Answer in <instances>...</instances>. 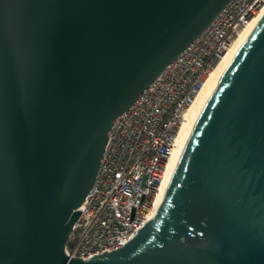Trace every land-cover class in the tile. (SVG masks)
Wrapping results in <instances>:
<instances>
[{
	"label": "water",
	"instance_id": "1",
	"mask_svg": "<svg viewBox=\"0 0 264 264\" xmlns=\"http://www.w3.org/2000/svg\"><path fill=\"white\" fill-rule=\"evenodd\" d=\"M232 0H0V264H264V16L122 248L66 247L115 120Z\"/></svg>",
	"mask_w": 264,
	"mask_h": 264
},
{
	"label": "built area",
	"instance_id": "2",
	"mask_svg": "<svg viewBox=\"0 0 264 264\" xmlns=\"http://www.w3.org/2000/svg\"><path fill=\"white\" fill-rule=\"evenodd\" d=\"M264 0H232L114 122L66 254L88 259L124 247L151 218L188 109Z\"/></svg>",
	"mask_w": 264,
	"mask_h": 264
},
{
	"label": "bare ground",
	"instance_id": "3",
	"mask_svg": "<svg viewBox=\"0 0 264 264\" xmlns=\"http://www.w3.org/2000/svg\"><path fill=\"white\" fill-rule=\"evenodd\" d=\"M264 16V10L260 12L256 16V18L253 20V22L250 24L249 27H247L245 30L241 31L239 35L237 36L232 49L230 51V54L223 59L219 64L216 65V67L213 69L211 72L210 76L207 78L201 92L197 96L196 100L194 103L191 105V107L188 109L185 115L184 123L181 127L177 145L175 148V151L173 155L171 156L168 164H167V169L166 173L163 179L162 186L160 188L156 204L154 207V210L156 207L159 205V203L162 201L163 195L165 194L167 187L170 183V180L174 174V171L176 169L177 163L179 156L181 154L184 142L186 140V137L197 117L199 114L200 110L203 108L205 105L208 97L210 96L212 90L214 89L215 85L218 83L220 80L221 76L225 73L226 69L228 68L229 64L231 63L233 57L237 53L238 49L246 39V37L249 35V33L252 31V29L257 25V23L261 20V18ZM153 210V211H154Z\"/></svg>",
	"mask_w": 264,
	"mask_h": 264
}]
</instances>
